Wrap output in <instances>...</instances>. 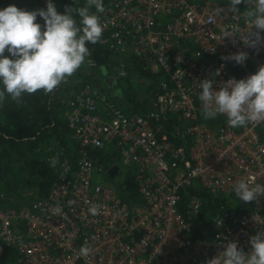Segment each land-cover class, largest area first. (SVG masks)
Returning <instances> with one entry per match:
<instances>
[{"label": "built area", "instance_id": "built-area-1", "mask_svg": "<svg viewBox=\"0 0 264 264\" xmlns=\"http://www.w3.org/2000/svg\"><path fill=\"white\" fill-rule=\"evenodd\" d=\"M103 3V35L91 47L106 62L115 59L119 80L128 68L141 73L151 81L148 92L127 112L77 81L64 99L70 144L37 149L55 174L48 191L17 202L0 188V264H206L230 241L250 253V237L264 231V196L245 210L219 206L212 234L193 237L202 199L189 193L196 184L235 198L242 180L264 185V122L238 130L227 120L199 121L202 80L215 81L219 90L264 65V46L253 49L241 40L249 31L247 6L233 13L230 0ZM65 6L81 7V0ZM234 27L241 31L225 37ZM240 51L249 57L243 64L221 59ZM85 65L97 68L92 56ZM114 166L125 176L124 199L108 181ZM92 205L98 215L89 212ZM82 245L92 254L79 255ZM5 249L14 253L12 261L3 257Z\"/></svg>", "mask_w": 264, "mask_h": 264}, {"label": "clouds", "instance_id": "clouds-1", "mask_svg": "<svg viewBox=\"0 0 264 264\" xmlns=\"http://www.w3.org/2000/svg\"><path fill=\"white\" fill-rule=\"evenodd\" d=\"M242 4L247 6L245 17L249 31L240 39L246 47L258 49L264 46V37L261 36L264 0H230V10L238 13V6ZM104 11L103 0H86L81 7L65 6L64 13L57 11L52 0H47L46 10L28 11L15 5L0 9V103L10 97L20 104L25 94L33 95L38 91L49 95L61 83L67 82L91 55L88 45L101 41L104 26L98 14ZM222 11L217 8L215 15ZM37 17L43 19V25L36 22ZM240 31L239 27H234L233 32L226 33L225 37ZM248 58L243 51L221 57L237 64H243ZM214 84L215 81L204 79L198 85L204 119L222 115L231 128L264 122V65L246 79H228L219 90ZM233 190L241 201L248 204L259 202L264 196V185L243 180ZM89 212L98 215V206H90ZM249 243L251 252L245 253L238 248L237 242H227L223 251L206 264H264V231L251 236ZM92 252L88 245L79 249V255L83 257Z\"/></svg>", "mask_w": 264, "mask_h": 264}, {"label": "trees", "instance_id": "trees-1", "mask_svg": "<svg viewBox=\"0 0 264 264\" xmlns=\"http://www.w3.org/2000/svg\"><path fill=\"white\" fill-rule=\"evenodd\" d=\"M37 4L40 1L47 3V0H25ZM105 1V0H103ZM14 0H0V9L9 5H13ZM56 5L59 13H64L66 0H52ZM86 0H81V6H84ZM38 9L35 7L32 10ZM31 10V11H32ZM94 8L92 9V11ZM79 21V17H76ZM41 25L44 24L42 18L37 17V21ZM91 55L97 63V67L102 70L105 68L106 57L104 54H98L97 50L88 45ZM5 55H8L6 52ZM83 65L72 77L67 79V82L61 83L58 88L51 94L45 95L43 91H38L33 95L25 94L23 101L20 104L7 98L3 103H0V179L2 174L9 172L5 171L2 163L3 160H8L10 164L21 161L25 167L30 169L37 177L36 187L39 195H44L54 179V171L49 166V163L42 158L40 147H46L52 143L69 145L68 128L64 117L65 96L75 86L74 78H83L85 72ZM74 85H70L71 83ZM141 104L136 103L133 106L136 110ZM225 118L216 117L214 119H204L203 115L199 114V121L205 122L208 125H213ZM244 128V127H242ZM236 128V129H242ZM101 156V155H99ZM8 167V166H7ZM5 171V172H4ZM125 189V180L121 186V190ZM189 193H196L202 199V207L199 215L193 222L191 235L193 237H208L213 232L212 217L219 206L224 205L230 209L245 210L248 204L241 201L239 198L226 197L222 195L212 194L193 184L189 189ZM3 257L7 261H12L14 253L10 249H5ZM3 264V263H2Z\"/></svg>", "mask_w": 264, "mask_h": 264}, {"label": "rangeland", "instance_id": "rangeland-1", "mask_svg": "<svg viewBox=\"0 0 264 264\" xmlns=\"http://www.w3.org/2000/svg\"><path fill=\"white\" fill-rule=\"evenodd\" d=\"M13 5L28 11H31L35 7L46 10V2L44 1H40L35 4L33 2H26L25 0H14ZM114 60L115 59L110 57L109 59L107 58V62L105 64L106 66L101 71L98 67L90 68L84 63L85 72H83L82 76L86 79V81L82 82L105 92L112 102L120 106L123 110L129 112L134 108L133 106H135L136 103H142V98L144 94L148 92V85L151 81H145L142 74L138 73V71H134L132 68H128L126 70V75L122 77L123 79L119 80L115 71ZM74 79V83L78 86L77 81L81 80L79 78ZM73 81L70 85H74ZM118 87L119 89H122V97L117 96L115 93V90ZM73 89H77V87L75 86ZM40 152L43 154L42 149ZM2 163L6 168L5 171L8 170L9 172L2 174L0 179V188L5 192L8 200L26 202L39 194L36 187V175L30 169L25 167L21 161L10 164L8 160H3ZM101 175L103 180L108 178L105 173H102ZM127 175H131L130 171L127 172ZM124 180L125 176H120L114 179L108 178V181L111 183L110 186L114 187V190H116L121 199H124L127 193L124 189L122 193L119 194Z\"/></svg>", "mask_w": 264, "mask_h": 264}, {"label": "crops", "instance_id": "crops-1", "mask_svg": "<svg viewBox=\"0 0 264 264\" xmlns=\"http://www.w3.org/2000/svg\"><path fill=\"white\" fill-rule=\"evenodd\" d=\"M101 69L103 70V67H101ZM105 93V92H104ZM115 93H116V95L117 96H119V97H122L123 95H122V89L120 88L119 89V87L115 90ZM115 95V96H116ZM118 98V97H117ZM112 168H115V170H117V174H115V175H111L110 174V176L114 179V178H117V177H120V171L116 168V166H114V167H112ZM111 168V169H112Z\"/></svg>", "mask_w": 264, "mask_h": 264}, {"label": "water", "instance_id": "water-1", "mask_svg": "<svg viewBox=\"0 0 264 264\" xmlns=\"http://www.w3.org/2000/svg\"><path fill=\"white\" fill-rule=\"evenodd\" d=\"M105 167H106V166H105ZM111 168H112V167H111ZM111 168H108V169H107L108 173L111 174V175H115V174H117V170H115V168H112V169H111Z\"/></svg>", "mask_w": 264, "mask_h": 264}]
</instances>
